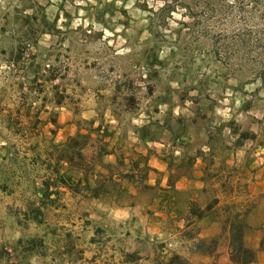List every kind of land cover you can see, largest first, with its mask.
I'll list each match as a JSON object with an SVG mask.
<instances>
[{"label": "rangeland", "instance_id": "1", "mask_svg": "<svg viewBox=\"0 0 264 264\" xmlns=\"http://www.w3.org/2000/svg\"><path fill=\"white\" fill-rule=\"evenodd\" d=\"M139 4L0 0V264H136L122 234L148 237L155 229L158 220L147 223L153 214L145 207L159 199L157 185L167 186L168 174L171 188L200 172L203 188L168 191L169 216L157 229L162 236L194 238L196 251L211 260L171 238L149 236L151 262L177 254L189 264H228L218 220L210 219L219 235L202 241L193 224L180 222L187 220V206L202 209L212 200L214 210L244 213L246 248L254 251L264 235V0H151L147 13ZM165 7H171L167 15ZM88 121L112 132L109 141L121 138L123 163L148 152L143 184L153 187L132 198L139 215L117 210L129 202L125 195L91 202L57 189L42 225L25 222L41 176L30 165L32 145L41 153L76 128L84 134ZM146 124L153 142L137 144L130 129ZM92 139L82 161L93 155ZM195 157L200 160L188 165ZM58 171L68 186L80 179ZM96 173L103 174L94 166L85 175L88 185ZM30 240L38 255L24 252ZM253 264L264 259L254 255Z\"/></svg>", "mask_w": 264, "mask_h": 264}, {"label": "trees", "instance_id": "2", "mask_svg": "<svg viewBox=\"0 0 264 264\" xmlns=\"http://www.w3.org/2000/svg\"><path fill=\"white\" fill-rule=\"evenodd\" d=\"M151 0H140L139 5H135L140 13H147L148 9L145 7L147 2ZM172 4L175 0H170ZM109 3L106 7H110ZM165 14H169L171 7H165ZM40 24H45L44 18L41 14L39 18ZM35 30L39 28L36 24L33 25ZM30 30V29H29ZM25 31V34L29 32ZM47 34L45 31H36V35ZM114 95V94H112ZM122 100V103L129 101V97ZM123 104L121 108H123ZM112 116V115H111ZM93 121H88L85 126L88 127L84 134L76 132L58 145L52 142L46 143L41 153H38L37 146L34 144L31 147V166L38 169L41 176L38 178L39 194L34 201V209L23 214L25 222H29L33 226L42 225V211L47 208H53L57 203V189H64L68 193L78 195L89 201H98L107 199L110 202L117 201L121 198L119 193V184L124 183L130 186L135 193L143 190H149L143 182L145 181L146 159L148 152L145 150V155H135V160L123 163V156L119 150L120 137L115 140L113 149H108V143L112 137V132H107L106 129L97 124L96 127L91 128ZM53 124V123H52ZM149 125H143L139 128L130 129V133L135 137L136 143L144 145L145 143H152L153 139L149 136ZM52 135V132H50ZM90 135L94 136L95 147L93 148V155L88 158V161H82L81 152L86 148L90 141ZM107 140V141H103ZM102 156H113L112 165H101L99 159ZM193 158L189 164L195 159ZM200 160V159H198ZM100 169L103 174L96 173L92 184L88 185L85 180V175L91 172L93 167ZM58 167H63L67 171L77 172L80 179L73 185L68 186L63 181ZM167 175L166 184L170 185V177ZM202 181V180H201ZM170 188V187H169ZM216 205L212 200L202 209L191 206L189 215L194 219H199L203 216L212 220H218L221 230L226 232V255L228 264H253L255 252L246 248L243 244V234L245 231L244 213L234 211L230 207L223 206L218 210H214ZM29 217V219H28ZM32 241H27L24 252L28 254L38 255L34 253V247L31 246ZM256 252L264 255V235L257 242ZM40 256V255H39ZM161 264H189L179 256L169 255Z\"/></svg>", "mask_w": 264, "mask_h": 264}, {"label": "crops", "instance_id": "3", "mask_svg": "<svg viewBox=\"0 0 264 264\" xmlns=\"http://www.w3.org/2000/svg\"><path fill=\"white\" fill-rule=\"evenodd\" d=\"M69 136V135H68ZM115 144V138L114 140L112 141H109L108 142V149H113V146ZM143 156V155H142ZM113 156H102L100 159H99V162L101 164H107V165H112L113 164ZM147 163H148V160H147ZM197 162H195V167H199L200 165L198 164ZM158 172H161V171H158ZM200 172H197L195 173V175L192 173L191 175V180H184L181 178H179L177 180V182H175V184L169 188L167 186H162L161 184L160 185H157V187H159V189H157V193H156V196L157 198H159L158 200L156 201H151L149 203V205L147 207H145V211L148 212V214H153L151 216V220H147V223H150L152 222V218H155L156 220H158V222H156V227L154 229L151 230V233L150 235H148V237L145 235H143V237H139L136 235L134 236H131L128 232H124L122 234V236L124 237V240H123V246H127L130 248V254H133V256H136L137 258V263L136 264H161L163 261H160V263H153L151 262L152 261V257L155 256V247H153V245L151 244V237H155L157 236L156 238H171L173 240L172 244L173 245H177L178 248L179 246H187L189 248V251L195 255V256H198V257H206L208 258L209 260H211V256L209 255V253L205 252V251H196L195 249V242L194 238L192 239H189L187 241H183V240H180L178 238H176L177 235H173L171 237H168V235H165L162 236V234H160L159 230L157 229V225H159L160 223H162L163 220H165V218L167 216H169V214L166 215V212L167 210H169V202L166 200L167 199V196L169 195V192L168 191H174V192H177V193H182V192H185L187 190H192V189H195V190H201L203 187V184L200 182L199 178H200V175H199ZM93 180V179H92ZM164 177L162 178V182H164ZM192 181V182H191ZM184 182V184H187V186L185 185L184 188H180V183ZM193 185V187L191 186H188V184H191ZM163 184V183H162ZM145 186L148 187V188H152L153 187V184H148L147 182H145ZM119 193L121 194V196H124L126 198L129 199V202L126 204V205H123L120 208L117 207V210H126V211H130L129 213H133V212H136L135 215H129L128 218H135L136 216L139 215V211L140 209L136 208L131 202H132V198L134 196H136L137 194L135 193V191L128 185L124 184V183H120L119 184ZM131 198V199H130ZM107 200V199H106ZM109 201V200H107ZM91 202H97V201H91ZM170 210H173V209H170ZM189 207L187 206L186 207V212H185V219L186 221H183V220H180V222L183 224V226H185L187 224V222L191 223V225L193 224L196 228H197V232L195 234V238L198 240V241H202V240H206V239H214L215 237H217L219 235V229L215 227V224L212 223V221L208 218V217H201L199 219H194L192 218L190 215H189ZM121 236V237H122ZM151 236V237H149ZM161 236V237H159ZM166 239V240H167ZM122 240H120L121 242ZM193 244V245H192ZM256 248H257V245L253 248L254 251H256ZM121 250V249H119ZM224 250L226 251V241L224 243ZM111 251V254L112 253V249H110ZM177 255V254H175ZM178 256V255H177ZM255 257L256 258H259V259H264V255L261 254V253H258V252H255ZM122 258V257H121ZM122 264H125V262H122ZM133 264V263H131Z\"/></svg>", "mask_w": 264, "mask_h": 264}]
</instances>
